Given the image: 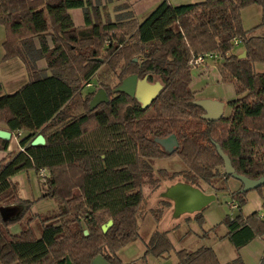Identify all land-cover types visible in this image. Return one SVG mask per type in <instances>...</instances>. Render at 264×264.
Listing matches in <instances>:
<instances>
[{
    "label": "trees",
    "instance_id": "trees-1",
    "mask_svg": "<svg viewBox=\"0 0 264 264\" xmlns=\"http://www.w3.org/2000/svg\"><path fill=\"white\" fill-rule=\"evenodd\" d=\"M120 1L112 20L102 16L99 3L92 0H0L3 59L19 58L28 74V81L13 93L1 94L0 85V124L13 136L25 132L18 151L0 161V207L6 202L30 204L18 197L12 180L29 169L48 172L44 197L59 204L56 213L40 218L39 236L29 226L31 218L22 231L12 234L9 227L18 217L3 220L0 214V264H66L67 259L91 264L99 255L108 264H125L117 251L138 237L142 186L153 177L150 161L155 159L177 156L184 167L159 169L162 180L181 177L195 187L204 184L217 192L228 191L239 212L248 192L241 191L240 182L239 189L229 190L232 177L224 172L216 144L238 175L264 178V36L249 35L264 29L263 0L184 5L162 0L141 22L130 9V0ZM251 5L262 8V19L247 31L240 14ZM74 8L83 10L82 27L72 21ZM34 38L40 43L37 50ZM237 41L246 51L244 58L233 52ZM197 57L218 58L222 82L233 83L237 98L227 103V117L202 118L204 110L195 104L191 88V63ZM40 58L47 62L44 70L36 66ZM257 65L263 70L256 71ZM102 66L116 75L118 83L113 88L101 84L108 100L90 108L94 92L84 94L82 87L91 86ZM130 75L147 77L150 83L157 77L163 85L148 106L114 91ZM76 107L83 112L72 116ZM39 134L45 144L31 145ZM170 135L177 146L168 153L156 139ZM9 142L0 139V151H6ZM254 191L264 210V184ZM202 211L186 222L195 221L201 228ZM153 214L159 221L160 210ZM109 219L113 224L103 232L101 226ZM222 224L228 230L222 238L237 251L264 236V213L226 216ZM207 235L203 231L201 237ZM144 245L142 264L147 256L162 258L171 252L176 264H221L211 248L175 250L166 232L154 230ZM224 264L244 261L237 255Z\"/></svg>",
    "mask_w": 264,
    "mask_h": 264
},
{
    "label": "rangeland",
    "instance_id": "rangeland-1",
    "mask_svg": "<svg viewBox=\"0 0 264 264\" xmlns=\"http://www.w3.org/2000/svg\"><path fill=\"white\" fill-rule=\"evenodd\" d=\"M172 2L173 5H176L178 4V2H182V0H172ZM240 17L242 27L245 30L250 31L261 22L262 8L258 5L248 6L241 11ZM251 34L264 36V29H259L249 33V35ZM241 48V42H236L234 46L235 53H239V49ZM219 64L220 60L218 58L208 57L202 64L192 66L191 88L198 93L200 92V94L196 95L197 99H202L208 95L220 99L222 102H224L225 107L222 117H227L230 112V107L227 103L237 98V96L235 94L233 83L227 81L222 82V79L217 70ZM255 70L260 71L261 67L257 65L255 67ZM155 82H160L157 77L152 78V83ZM103 83L108 84L112 88L115 87L118 83L116 75L109 71L106 66H102L98 70L94 78L90 81L91 86L87 87L84 85L82 87V91L84 94L87 93V91H93L95 95V93L99 89H101V84ZM82 112L83 109L81 107H76L71 111V115L76 116L81 114ZM24 134L25 132L19 137H14L15 139H13L11 142L13 144L12 148L17 147L15 143L18 144L19 139L25 137ZM16 150L14 151V153L16 152ZM150 164L153 168V177L146 179L145 184L142 186L144 200L140 206V209L138 210V237L136 238V240L117 251V255L125 264H142L139 259L144 253V243L149 239L154 230L166 232L167 236L172 241L175 250L193 248L198 239L195 235L192 234V232L195 230L198 232L201 231L195 221H193L192 223L190 222L189 224L186 222V219H192L196 213H183L176 216L175 214H173L172 203L168 198H165L164 196V192L170 185L177 182H183V180L181 179V177H177L172 180H162L158 175V170L165 169L168 172H171L183 168L184 165L179 160V158L174 155L171 158L152 160L150 161ZM47 175V171L39 174L34 170L29 169L18 172L12 178L13 182L16 185L18 197H20L22 200L30 201V204L23 201L19 202V205H21L18 206L19 212L17 213V215L13 216L18 217V222L9 227V230L12 234H17L22 231V229L27 226V221L31 218L32 222L29 224V226L34 230L36 236H39L40 218L48 217L58 211L59 204L51 200L50 198L44 197V194L46 192ZM233 181L237 182V187L239 189V181L235 179H233ZM254 192L256 191L253 190L247 193V200L242 206L240 212L238 211V209L232 210L229 207L231 199L228 191L217 192L216 199L202 211V230H207L215 225H221L219 227H223L222 221L226 216L234 217L238 213L244 215L252 212L255 202V196L254 194H252ZM7 203L8 202L3 203L2 205L5 206ZM156 210H160L161 216L159 221L155 220V215L153 214V211ZM35 214L40 215L39 218H35ZM184 231L189 232V236H186L184 238H177L178 234H182ZM171 254L175 255L174 252H171ZM146 264H174V261L173 259L147 256Z\"/></svg>",
    "mask_w": 264,
    "mask_h": 264
},
{
    "label": "crops",
    "instance_id": "crops-1",
    "mask_svg": "<svg viewBox=\"0 0 264 264\" xmlns=\"http://www.w3.org/2000/svg\"><path fill=\"white\" fill-rule=\"evenodd\" d=\"M92 1H93V3H96V2L99 3V8L101 9L100 11H101L102 16L106 14L112 20H114L115 15H117V13H118L116 11V8L121 3L120 0H92ZM161 1L162 0H130L129 5H130V9L134 13L137 21L141 22L154 9V7L157 6ZM168 1L173 5L172 0H168ZM200 1H203V0H197V1L182 0V2H178V4H176V5H184V4L196 3V2H200ZM70 15H71L72 21L76 27L84 26V24H85L84 14H83V10L81 8L71 9ZM4 41H5V30H4V27H2L0 25V85L2 87L1 94H9V93H13L14 91H16L19 87H21L24 83H26L28 81V74L26 72V69H25L23 62L19 58H12V59H8V60L3 59L4 54H5L4 49H3ZM46 41H47L49 47H52V43H51L50 38L48 36L46 37ZM33 46H34V49H36V50L39 49L40 43H39L37 38L33 39ZM239 50H240V52L236 53V54H238V56L244 51L243 47ZM233 52L235 53V51H233ZM35 63H36V66L39 70H44L47 68V62L44 58H40V59L36 60ZM262 70H263V68L261 67V71ZM219 79H220V77H219ZM195 92H196V95L200 94V92L199 93L197 91H195ZM204 98L220 100V99H217L215 97L208 96V95L205 96ZM224 107H225V105H224ZM0 129L1 130H7L5 128V126H3L1 124H0ZM23 133L24 132H22L21 134H23ZM14 137H15V135L13 136V134H12L11 138H10L9 145H8V149L6 151H0V160H2L4 157H6L9 153L13 154L16 149H17L16 151H18L19 146L17 143H15L17 145V147L12 148L13 144L11 142L13 139L16 138V137L15 138ZM182 183H184V182H177L175 184L170 185L166 189V191L164 192L165 198H168L166 196V193L172 186L177 185V184H182ZM227 185H228V188L230 191H235L238 189L237 182L233 181V179H229L227 182ZM192 187L198 189L200 192L203 193V195H213L214 200L216 199L217 191H215V189L210 188L204 184L200 187H195V186H192ZM252 194H254V196H255L254 197L255 202H254V207L252 209L253 210L252 212H258L260 215H262L264 213V210L262 208V201H261L257 192H254ZM168 199L172 203L173 214H175L176 216L183 214V213H176L174 200L171 198H168ZM214 200H212L211 202H213ZM246 200H247V198H246ZM211 202H209L203 208V210ZM6 206H17V205H6ZM252 212H249V213L244 214V215L245 216L249 215ZM192 213H197V212H192ZM192 213L184 212V214H192ZM215 226H216L215 230L212 231L211 229ZM215 226H213L207 230L204 229V231L208 232V235L204 238L201 237L202 232H203V230H202L203 226L201 228L199 227L202 232L201 231L198 232L196 230L193 231L192 234L197 237L198 241L195 243L193 248H186V249L194 251V250L201 248V247L211 248L215 252L217 259L221 264H224V263L231 261L237 255H240V257L244 261V264H261V259H262L263 252H264V236L254 238L252 241H250L248 244H246L244 247H242L241 249H239L237 251V250H235L233 245L228 241V239L222 238L228 232L227 227L224 224H223V227H219L221 225H215ZM185 233H187V232L184 231L182 234H178L177 238L183 236ZM188 234H187V237L189 236ZM144 251H145V249H144ZM162 258L173 259L174 264H176V262H177L176 256L171 254V253H170V255L164 256Z\"/></svg>",
    "mask_w": 264,
    "mask_h": 264
},
{
    "label": "water",
    "instance_id": "water-1",
    "mask_svg": "<svg viewBox=\"0 0 264 264\" xmlns=\"http://www.w3.org/2000/svg\"><path fill=\"white\" fill-rule=\"evenodd\" d=\"M264 2V0H263ZM246 56V51H243L239 58H244ZM163 85L160 82L150 83L147 77L143 79H138L136 75H130L126 77L116 88L115 92H122L130 97L136 98L143 107L148 106L152 100L157 96V94L162 89ZM108 100L106 93L99 89L93 99L90 102V108H94L101 102H106ZM195 104L200 106L204 110L202 118L209 121H216L223 116L225 103L210 98L197 99ZM11 132L8 130L0 129V139L10 140ZM156 142L168 153L173 152L174 148L177 146V140L174 135H170L166 138L156 139ZM45 144V138L43 135H37L31 142V145H43ZM216 150L219 156L223 160L224 172L231 176L232 179L239 181L242 184V192H249L255 190L264 184V178H259L256 180L249 179L246 176L238 175L228 158V156L221 150L219 145L216 144ZM168 198L174 200L176 213H192L199 212L202 210L209 202L214 200L213 195H203L198 189L192 187L189 184H177L172 186L166 193ZM19 212L18 206H2L0 207V214L3 220H8L13 216L17 215ZM113 224V221L109 219L106 223L101 226L103 232H106ZM88 231L84 230V234L87 235ZM66 264H72L69 259H67ZM91 264H108L102 256H97L93 259Z\"/></svg>",
    "mask_w": 264,
    "mask_h": 264
},
{
    "label": "built area",
    "instance_id": "built-area-1",
    "mask_svg": "<svg viewBox=\"0 0 264 264\" xmlns=\"http://www.w3.org/2000/svg\"><path fill=\"white\" fill-rule=\"evenodd\" d=\"M238 42V41H237ZM205 61V59L203 58V57H197L191 64H192V66H196V65H200V64H202L203 62ZM90 84H88V86H89ZM19 135H20V133H18V135H17V137H19ZM45 170H40L38 173L40 174V173H43ZM229 207L231 208V209H235V207H236V205L233 203V202H231L230 204H229Z\"/></svg>",
    "mask_w": 264,
    "mask_h": 264
}]
</instances>
